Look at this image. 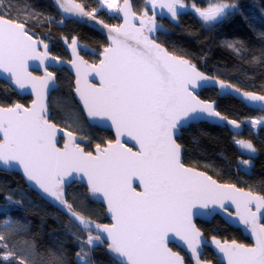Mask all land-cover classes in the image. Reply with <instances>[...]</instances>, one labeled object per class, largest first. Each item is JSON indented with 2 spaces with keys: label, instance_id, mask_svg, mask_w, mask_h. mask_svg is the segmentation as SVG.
I'll list each match as a JSON object with an SVG mask.
<instances>
[{
  "label": "snow or ice",
  "instance_id": "snow-or-ice-1",
  "mask_svg": "<svg viewBox=\"0 0 264 264\" xmlns=\"http://www.w3.org/2000/svg\"><path fill=\"white\" fill-rule=\"evenodd\" d=\"M144 2L138 15L131 0L122 4L120 0H98L99 8L91 10L76 0H54L63 13L86 17L107 30L109 43L100 51L98 64H89L79 55L75 37L68 44L74 56L75 92L87 118L108 123L115 130V139L106 141L104 147L96 143L94 152L79 143L85 137L58 127L49 117L47 97L55 85V73L46 62H60V58L51 56L49 45L30 32L28 19L0 11V77L20 90L31 89L35 96L29 107L0 105V168L22 170L31 186L65 211L69 226L76 224L79 232L86 233L85 238L69 232L77 244L76 264H94L91 252L105 243L111 264H186L185 257L169 246L175 241L186 247L194 264H211L201 259L205 241L193 218L218 212L243 225L254 240L247 245L236 240L221 242L213 236L211 243L226 264H264V195L218 183L206 172L186 166L183 146L177 142L183 127L208 118L241 128V122L216 110L214 101L200 99L198 88L211 83L223 94L236 93L262 110L264 95L207 76L185 55L157 42L155 33L163 28L158 15L163 17L166 12L171 21H177L188 7L185 0ZM101 9L118 15L122 23L110 25L97 19ZM191 9L205 25L223 22L240 11L238 3L224 0H209L206 7L193 3ZM28 15L37 22L42 16ZM258 35L264 39V32ZM64 41L68 43L66 37ZM224 46L237 55L244 50L238 40L226 41ZM29 61H39L44 74L29 71ZM93 75L99 78V85L90 82ZM247 123L253 128L264 126V116ZM58 133L64 134L63 147H58ZM128 140L135 142V151L127 146ZM234 143L247 152L257 151L249 140L234 138ZM240 164L249 166L251 159ZM75 179L86 181L89 193L106 204L111 223H97L65 199V185ZM134 181L140 190L133 186ZM5 199L7 203L0 208L5 215L9 205L22 204L12 195ZM0 226V262L37 264L34 240H25L19 255L6 240V236L25 231L24 223L6 218L0 220ZM41 255L43 264H68L62 248H49Z\"/></svg>",
  "mask_w": 264,
  "mask_h": 264
},
{
  "label": "trees",
  "instance_id": "trees-1",
  "mask_svg": "<svg viewBox=\"0 0 264 264\" xmlns=\"http://www.w3.org/2000/svg\"><path fill=\"white\" fill-rule=\"evenodd\" d=\"M76 1L84 4L86 10L99 8L98 0ZM131 2L137 14H142L146 6L144 0H131ZM224 2L238 3L240 11L211 27H207L191 9L193 3L197 7H206L207 3L203 0H185L188 7L182 10L177 21H171L166 12L163 17L158 15L157 22L162 24L163 28L155 33L157 41L169 51L177 55H185L208 76L225 80L240 87L242 91L264 95V39L258 35L264 32V0H224ZM0 11H10L13 18L28 19L30 32L43 39L51 46L52 54L63 60L69 58L67 47L73 37L97 55L108 45L107 38L98 31L76 21H65L52 0H0ZM31 12L42 14L39 22L29 17L28 14ZM97 17L110 25L121 23L118 15L110 16L105 11H100ZM61 20L63 23L60 22ZM65 37L68 40L67 44L64 41ZM234 40L243 42L244 50L240 55L224 46L226 41ZM89 55L91 56L90 53ZM97 55L89 58L97 59ZM254 56L256 61H253ZM58 80L61 88L53 96L57 107L53 109L51 103L49 117L59 127L67 128L59 121L64 118L63 111L67 116L68 108L58 105H64L63 101L68 99L78 105L73 93L74 78L63 70ZM57 96L59 98H56ZM201 99L214 101L222 115L241 122L243 128L241 132H234L229 128L201 124L183 130L178 143L184 148L185 165L206 172L220 183L235 184L238 188L264 195V131H260L258 138L253 137L254 130L247 124L248 120L264 114L249 109L231 96L221 95L215 89L204 90ZM30 102L31 99L22 98L8 84L0 81V105L21 103L27 107ZM90 128L92 130L83 137L89 140L92 146L96 143L104 145L106 141L113 140L112 133ZM66 130L81 136L71 129ZM93 133L96 135L94 136ZM234 138L245 140L252 138L256 146L260 147L256 159L253 158L255 164L248 171L240 164V161L247 157L234 143ZM66 193L67 200L78 212L89 216L97 223H110L105 208L90 198L89 191L85 187L75 184L68 188ZM7 195H12L15 200H21L22 204L9 205L7 215L0 211V220L18 219L25 225V231L15 233L11 237L6 236L9 246L15 245L19 255V249L25 246L23 242L34 240L38 253L37 264H43L44 256L41 254H46L49 248L54 250L62 248L67 254L68 264H76L77 244L69 232L77 233L79 228L75 224L69 226V218L30 190L20 175L0 171V208L7 203L5 199ZM197 225L209 241L215 236L221 242L236 240L238 243L250 245L249 240L240 230L230 228L219 217H215L213 223L198 222ZM2 231L3 227L0 226V232ZM79 234L86 238V233L79 232ZM172 248L185 257L186 264H191L187 255L175 246ZM204 251L203 260L220 264L212 248H205ZM90 255L94 264H111L106 244L96 247ZM7 264H16V261L12 260Z\"/></svg>",
  "mask_w": 264,
  "mask_h": 264
},
{
  "label": "water",
  "instance_id": "water-1",
  "mask_svg": "<svg viewBox=\"0 0 264 264\" xmlns=\"http://www.w3.org/2000/svg\"><path fill=\"white\" fill-rule=\"evenodd\" d=\"M52 2H53L54 6H55L56 9L59 11V13L61 14L62 18H63L65 21H67V22H68V21H76V22H78V23H80V24L86 25V26H88L89 28L94 29V30L98 31L99 33H101L103 36H105V37L107 38V41H108L107 30L104 29V28H102V26L96 24V23L93 22V21L88 20L86 17H85V18H81V17L71 16V15L65 14V13H63L62 11L59 10L58 6L54 3V0H52ZM76 3H78V2L76 1ZM160 11H161L160 9H157V12H158V13H159ZM97 19H99V18L97 17ZM120 19H121V23H122V18H120ZM99 20H100V19H99ZM77 42H78V41H77ZM157 42H158V41H157ZM108 43H109V41H108ZM158 43H159V42H158ZM41 50H43V49H42V46H41ZM76 50H77V52L79 53L80 56H82L81 53H80L81 51H82V52H93V53H94V51H92L88 46L82 45V44H80L79 42L77 43V49H76ZM49 52H50V55H51V56H54V55H52V53H51V46H50V45H49ZM67 52H68L69 55H70V60H69V61H65V60H63V59H60V62H54V61H51V60H49V61L46 62V63L48 64L49 71H63V70H66L70 75H72V76L74 77V97H75V99H76V101H77V104H78L79 107L82 109V112H83V114H84V116H85V118H86V120H87L88 125H89L90 127H92V128H98V129H101V130H103V131H107V132L112 133V134H113V137H114V139H115V130L112 129V128H110V127L108 126V123H105V122H99V121H91V120H89V119L87 118V116H86V114H85V112H84V110H83V105H82L81 101L79 100V96H78V95L76 94V92H75V87H76V84H75V81H76V72H75V69L73 68V66H72V64H71V61L74 59L73 51H72V49H71L70 47H67ZM99 57H100V56H99ZM83 58H84V57H83ZM84 59H85V58H84ZM85 60H86V59H85ZM28 63H29V71L33 72L34 75H40V76H42V75L44 74L43 69L38 67V65H39V61H29ZM98 63H99V62H98ZM89 64H92V63H89ZM200 71H201V70H200ZM201 72H202V71H201ZM203 73H204V72H203ZM205 75H207V74H205ZM207 76H208V75H207ZM89 80H90V82L99 85V78H98V77H95V76L93 75V76H90V77H89ZM0 81H3V82H5L6 84H8V85H9V86H10V87H11V88H12V89H13V90H14L19 96H21V97H31L32 100L35 99V96L32 94L31 89L20 90V89L16 88L15 85L11 84L10 81H6L3 77H0ZM58 89H59V86H58V83H57V76L55 75V85H54L53 88H50L49 93H48V97H47V104H48V110H49V113H50V98H51V96H52V94H53L54 92L58 91ZM209 89H215V90L219 91L220 94L223 95V96H231V97H233L234 99H236L237 101H240L241 103H243V104H244L246 107H248L249 109L256 110V111H260V112H262V113L264 114V110L261 109V107L259 106V104H253V103H251V102H248V101L244 100L241 96H239V95L236 94V93H232V94H230V95H225V94H223V92L219 89L218 86H213L211 83H209V85L206 86V87L198 88V89L196 90V91H197V94H198L199 97H200V99H201V93H202L204 90H209ZM228 91H230V90H228ZM29 106H31V103H30ZM29 106H28V107H29ZM215 107H216V110H217V104H216V103H215ZM201 124H208V125L216 126V127H220V128H223V129H225V128H229V129H231V130L234 131V132H241V131H242V128H243V126L241 125V128H240L239 130H236V129H233L230 125H227V124H225V123H223V122L216 121L214 118H208V119L201 120V121H198V122H195V123H191L190 125L183 127V128L179 131V133H178V135H177V142H178V139L181 137V134H182V131H183V130H187V129H189L191 126H197V125H201ZM67 131H68V130H67ZM77 136H78V135H77ZM78 137H79V136H78ZM61 138H62V139H65L64 134H63V133H58V134H57L58 147H60L59 144L61 143ZM125 139L127 140V138H125ZM79 143H80L81 145H83L82 147H86V146H89V145H90L89 140H86V139L79 140ZM105 146H107V145H105ZM127 146H128V147H132L134 151L136 150V146H135V142H134V141H130V140H128V141H127ZM62 147H63V146H62ZM85 149H86V148H85ZM182 160H183V162H184V148H183V150H182ZM197 170H198V169H197ZM0 171H1V172H5V173H9V174L14 173V174H18V175H20V176L23 178L25 184L27 185V187H28L30 190H32V191H33L35 194H37L41 199H43L44 201H46L49 205H51L52 207H54V208L57 209L59 212H61L62 214L66 215V216L69 218V216L65 213V211H63V210L61 209V207H60L57 203L51 201L50 198H48L46 195H44L43 193H41V192H40L38 189H36L35 187L31 186L30 182L27 181L26 177L23 175L22 170H20L19 168H16V169H13V170H5V169L0 168ZM198 171H200V170H198ZM217 182H218V181H217ZM218 183H220V182H218ZM75 184L81 185V186L85 187V188L88 190V188H87V184H86V181H81V180H79V179H75V180H74L73 182H71L70 184L65 185V189H64V191H65V199H67V193H66V190H67L68 188L72 187V186L75 185ZM221 184H223V183H221ZM133 186H134V187H137V186H138V181H134V182H133ZM137 190H140V189L137 187ZM244 190H245V189H244ZM245 191L247 192V190H245ZM89 196H90V198H91L95 203L100 204V205H102V206L105 208V210H106V214H107V216L110 218V215L107 213V206H106V204H105L100 198L94 197V196H92L90 193H89ZM229 211L233 212V214H234V213H235V208H234V206H231V205H230V206H229ZM215 217H219V218H221L222 221H223L227 226H229L230 228H233V229H236V230H240V231L242 232L243 236L249 240L250 245L254 244V240H253V237H252L251 233H250L249 231H247V230L245 229V227H244L243 225H241L240 223H238L235 219H231V218H229V217H228L226 214H224V213H219V212H218L217 214H215V215H213V216H211V217L204 216V215H196L193 219H194V222H195L196 225H197L198 222L213 223V220H214ZM262 222H263V220H262ZM110 223H111V218H110ZM75 225H76V224H75ZM76 226H77V225H76ZM197 227H198V225H197ZM198 228H199V227H198ZM201 232H202V231H201ZM202 233H203V232H202ZM203 237H204V241H205V246H203L202 249H201V253H202V255H201V259H203V255H204V250H205V248H213L216 257H217V259L219 260V263H220V264H226V261H224V259H223V257H222V254L219 253V252L217 251V249L215 248V246H214V245H213V244H212V243H211V242L205 237L204 233H203ZM105 244H106V243H105ZM169 246H170L171 248H172V246H175L178 250H180L182 253H184L185 255H187V257H188L189 261L191 262V264H194V262L190 259V254H189V252L187 251L186 247L183 246V244H182L181 242H179V241H175V242H173V243H170ZM172 249H173V248H172ZM173 251H175V250L173 249ZM176 252H178V251H176ZM179 253H180V252H179ZM182 256H183V255H182ZM211 264H213V263L211 262Z\"/></svg>",
  "mask_w": 264,
  "mask_h": 264
},
{
  "label": "rangeland",
  "instance_id": "rangeland-1",
  "mask_svg": "<svg viewBox=\"0 0 264 264\" xmlns=\"http://www.w3.org/2000/svg\"><path fill=\"white\" fill-rule=\"evenodd\" d=\"M203 1H205L206 3H208L209 2V0H203ZM120 3L122 4L123 3V0H120ZM100 11H105V12H107L108 13V15H110V16H114V15H116V14H114V13H110V12H108L106 9H101ZM100 11H98L97 12V14L100 12ZM96 14V15H97ZM199 18V17H198ZM200 19V18H199ZM217 23H214V24H208V25H206L207 27H211V26H213V25H216ZM68 44H70V43H68ZM69 47V46H68ZM73 84V83H72ZM73 93H74V90H73ZM56 98H59L58 96L56 97ZM66 99V98H65ZM68 99V98H67ZM76 100V99H75ZM77 102V101H76ZM63 104L64 105H58V106H65L66 108H68L67 109V111H68V114H67V116H66V112L65 111H63L62 112V115H63V117L64 118H61L60 119V123L63 125V126H65V127H67L68 129H71V130H73V131H75V132H78V133H80L81 134V136H83V135H86V134H88L92 129L89 127V125H88V123H87V120H86V118H85V116H84V114H83V112H82V109L78 106V105H75L74 103H71L70 101H69V99L68 100H65V101H63ZM52 105L54 106L53 107V109H56V107H57V105H56V101L54 100V99H52ZM65 110V109H64ZM248 124V123H247ZM248 126L252 129V130H254V136L253 137H256V138H258L259 136H260V131H264V126H258V127H256V128H253L250 124H248ZM67 128H63V129H67ZM94 130V129H93ZM101 130V129H100ZM94 131H96V130H94ZM97 132V131H96ZM107 132V131H106ZM98 134H99V132H97ZM94 134V133H93ZM96 134H94V136H95ZM243 140H245V139H243ZM249 141H251L252 143H253V145L255 146V148L257 149V151H256V153H250V152H247L246 150H243V149H241L242 151H244V154L246 155V157H247V159H251V164L249 165V166H245V165H243V167L245 168V170H249L252 166H254V164H255V159H256V157H257V153L259 152V148L260 147H258V146H256V144H255V142L253 141V139L251 138V139H249ZM240 147V146H239ZM253 158H255L254 160H253Z\"/></svg>",
  "mask_w": 264,
  "mask_h": 264
},
{
  "label": "flooded vegetation",
  "instance_id": "flooded-vegetation-1",
  "mask_svg": "<svg viewBox=\"0 0 264 264\" xmlns=\"http://www.w3.org/2000/svg\"><path fill=\"white\" fill-rule=\"evenodd\" d=\"M51 53H52V50H51ZM81 53V55L89 62V63H97L98 64V62H99V59H100V57H99V54L97 55V53L96 52H80ZM89 53L91 54V56L89 55ZM69 54V53H68ZM86 54H88L89 56H86ZM53 55V54H52ZM93 55H97V59H90L89 57H92ZM70 60V55H69V58L67 59V60H65V61H69ZM54 73H55V75L57 76V83H58V86H59V89L58 90H60V88H61V84H60V80H58L59 79V75L61 74V72L62 71H53ZM72 76V75H71ZM73 77V76H72ZM74 78V77H73ZM72 86L74 87V84H72ZM57 93V91L56 92H54L53 94H52V96H51V98H50V106H51V103H52V99H53V96L55 95ZM22 98H28V99H31V102H32V98L31 97H22ZM30 102V103H31ZM30 103H29V105H30ZM28 105V106H29ZM27 106V107H28ZM79 106V105H78ZM59 127V126H58ZM61 128V127H60ZM113 140H114V137H113ZM63 144H64V139H62L61 138V143L59 144V146L60 147H62L63 146ZM106 145V143L104 144V145H102V147H104ZM81 146H83V145H81ZM86 148V150H89V151H95V145L94 146H92L91 145V143H90V145L89 146H86L85 147ZM263 222H264V220H263ZM210 242H211V240H210ZM212 250L214 251V249L212 248ZM205 252V251H204Z\"/></svg>",
  "mask_w": 264,
  "mask_h": 264
}]
</instances>
